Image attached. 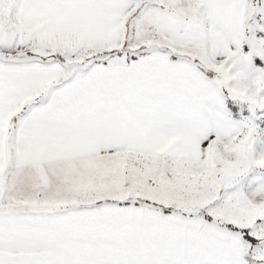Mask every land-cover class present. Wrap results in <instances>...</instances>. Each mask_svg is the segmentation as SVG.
Masks as SVG:
<instances>
[{
	"label": "snow or ice",
	"instance_id": "1",
	"mask_svg": "<svg viewBox=\"0 0 264 264\" xmlns=\"http://www.w3.org/2000/svg\"><path fill=\"white\" fill-rule=\"evenodd\" d=\"M0 264H264V0H0Z\"/></svg>",
	"mask_w": 264,
	"mask_h": 264
}]
</instances>
